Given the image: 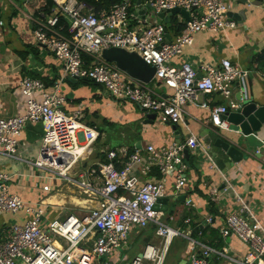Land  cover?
Listing matches in <instances>:
<instances>
[{
  "label": "built area",
  "instance_id": "built-area-1",
  "mask_svg": "<svg viewBox=\"0 0 264 264\" xmlns=\"http://www.w3.org/2000/svg\"><path fill=\"white\" fill-rule=\"evenodd\" d=\"M29 2L30 0H25ZM56 10L44 22L37 23L34 37L63 64L65 75L88 79L101 86L111 96L134 102L145 113L176 124L183 122V107L192 103L209 111L212 126H222L227 112L225 105L209 106L204 95L218 93L227 99L231 108L238 101L230 100L234 82L243 87L247 70L222 58L217 66L200 62L174 64L173 58L184 47L191 46L195 34L203 31L219 32L236 28L237 24L227 13L238 0H121L107 10L83 12L84 3L77 0H53ZM134 6V11L131 7ZM151 9V13L147 8ZM173 8L187 13L180 36L170 39V32L161 21L149 23L145 19ZM148 10V12H147ZM141 11L143 16L136 14ZM66 20L68 34L62 33L57 24ZM122 48L139 55L154 67L153 85L137 80L118 68L114 62L101 57L103 49ZM91 57L88 62L83 54ZM61 79L51 91L34 77L24 76L19 88L27 97L23 114L0 118V157L16 158L18 141L27 124L41 123L43 137L38 156L29 163L50 179L65 180L97 198L98 205L84 215L68 214L42 223L39 208L27 204L18 194L10 191L12 174L0 168V213L24 211L30 215L21 223L15 222L0 229V264H90L102 255L121 249L133 228L144 229L154 225L159 237L158 245L147 244L141 257L135 256L124 264H162L171 240L177 236L189 240L188 264H212L213 254L225 258L229 264H264V226L254 218L245 204L239 212L227 214L220 227L223 238L236 236L248 247L242 258L231 256L226 250H216L192 240L185 232L167 225L163 210L154 206L165 196L161 182L146 180L138 185L133 173L147 176L151 168L165 175L176 173L175 188L185 184L186 161L184 150L201 146L196 136L168 146L155 147L147 144L140 151L128 153L125 149L107 152L106 161L85 168L81 162L92 151L99 133L95 127L83 121L80 107L69 111L67 100L61 92ZM164 86L168 94L157 93L155 88ZM161 90V89H160ZM242 88L240 91L242 92ZM39 93L42 100H37ZM241 93L240 100L246 97ZM258 152V150L256 151ZM122 166L117 168L119 157ZM77 169L80 172L75 173ZM98 176L102 182L92 184L83 176ZM80 177V178H79ZM44 185V190H49ZM187 205L191 199H186ZM190 218H185L188 223ZM211 222V218H206ZM91 246L88 247V241Z\"/></svg>",
  "mask_w": 264,
  "mask_h": 264
},
{
  "label": "crops",
  "instance_id": "crops-1",
  "mask_svg": "<svg viewBox=\"0 0 264 264\" xmlns=\"http://www.w3.org/2000/svg\"><path fill=\"white\" fill-rule=\"evenodd\" d=\"M30 1L0 0V118L20 115L26 111L27 97L18 85L22 77L30 76L41 80L47 91H51L54 84L61 79V92L67 100L66 109L72 111L80 107L84 123L95 127L99 133L91 153L81 162L82 172L85 168L95 166L97 162L106 161L107 152L110 150L119 151L123 148L132 153L140 151L149 143L155 147H162L177 142V137L179 141H185L191 135L196 136L201 146L188 150V163L184 170L186 181L179 190L175 188L174 171L162 175L153 167L147 176L138 170L135 171L133 178L138 185L146 180L164 184L167 208L163 210L162 219L167 225L183 230L192 240L201 244L217 248L216 250H226L231 256L237 258L246 256L247 245L232 234L223 238L220 227L226 215L239 212L242 204L249 210L244 212V216L253 214L260 225L264 226V124L257 131L248 134H244L240 129L230 128L231 122L226 117L222 126H212L208 109L192 103L184 105L183 122L174 124L175 128L157 116L150 119L151 122H146L148 114L134 102L115 98L90 80L78 79L73 83L68 79L70 76L64 74L62 62L34 37L37 23L44 22L54 14L55 3L53 1V5L45 9L41 8L44 0ZM77 1L84 3L83 12H100L111 7L107 9L101 7L102 9L95 11L94 6L82 0ZM147 9L150 10V7ZM244 9L245 18L236 28L195 34L193 44L184 47L172 62L174 64L189 62L193 66L204 62L217 66L220 59L227 58L233 65L248 72L245 78L246 97L242 100L249 99L256 105L264 106V71L258 69L254 61V55L264 49V0H249L245 4L238 1L233 5L232 11ZM131 11H134V6L131 7ZM136 14L143 16L141 11H137ZM173 17L174 23L169 27ZM145 19L149 23L163 22L152 14L147 18V13ZM185 19L186 17L177 13L170 16L168 23L163 22L170 32V39L182 34ZM60 21L61 19L57 27L62 33L68 34V24L66 23L65 29ZM178 24H182L183 29L176 34ZM158 87L161 93L168 94L169 90L164 86ZM240 89L241 86L234 82L230 100L238 101V94L244 92V89L242 92ZM35 96L37 100H42L39 93H35ZM204 98L209 106L225 105L228 110L235 109L230 108L227 99L218 93L206 94ZM106 129L115 135V139L109 144L101 142ZM43 134L41 123L27 124L18 141L16 158L0 157V168L13 175L10 182L13 180L17 184L23 183L18 189L10 191L18 194L27 204L39 208L44 224L48 220L63 218L68 214L84 215L90 208L98 205V201L96 197L93 198V195L75 184L61 180L62 183L55 184L54 188L49 186V190H44L43 186L46 184L43 183L42 191L32 194V185L37 187L41 177L47 178V174L29 163L38 156ZM218 137L230 141L246 157L242 156L240 160L232 161L221 148L214 146L213 143ZM123 159L122 156L119 157L117 168L122 166ZM81 169H77L75 173ZM83 179L89 180L92 184L102 182L98 176L84 175ZM63 183L66 185L62 186ZM68 187L73 191H69ZM62 188L66 191L63 192ZM187 198L191 199L190 205L186 203ZM165 214L169 217L165 218ZM28 217L30 215H26L24 211L15 214L0 213V229L15 222L21 223ZM208 217L211 218V222L206 221V224L196 230V227ZM185 218H190V221L185 223ZM154 230V225L144 229L133 228L121 249L113 250L106 255L105 260L100 256L90 264H119L120 258L122 260L120 264L130 261L132 258L129 259L126 251L131 243L140 241L141 244L135 256H138L147 244L158 245L159 237L155 235ZM214 231L216 236H213ZM188 245L189 240L186 237H174L162 264L165 263L168 254H172L175 264H188L190 253ZM89 246L91 240L88 241ZM210 261L212 264H229L225 258L216 254L211 256Z\"/></svg>",
  "mask_w": 264,
  "mask_h": 264
},
{
  "label": "water",
  "instance_id": "water-1",
  "mask_svg": "<svg viewBox=\"0 0 264 264\" xmlns=\"http://www.w3.org/2000/svg\"><path fill=\"white\" fill-rule=\"evenodd\" d=\"M239 2H242L245 4L249 0H238ZM237 1V2H238ZM137 3L140 2V0L136 1ZM246 9L239 10V11H229L227 15L235 21L236 24H240L244 18ZM181 14L184 17L187 18V13L183 9L179 8H173L168 11L166 15L163 14V12L157 13L156 16L163 20V22L168 23L170 16L174 14ZM101 57L109 62H114L115 65L120 68L122 71L126 72L131 77L140 80L144 83H147L149 85H153V75L155 72V69L153 66L147 64L139 55H137L134 52H128L122 48L118 47H110L108 49H103L101 52ZM73 83L77 82V78L75 77H69L68 78ZM245 84L242 89H244L245 92ZM155 91L157 93H161V90L156 88ZM162 95H165V93H161ZM241 93L238 94V101L239 105L235 109L228 110L226 112V117L229 122H231V127L233 130L240 129L244 134H248L251 131H257L262 124H264V106L263 105H256V103L250 101L249 99L240 100ZM156 115L154 113H149L147 115L146 122H151L150 119H154ZM170 124V123H168ZM173 128H175L174 124H171ZM177 137V136H176ZM177 142H179V137H177ZM214 146H217L221 148L226 155L232 160L237 161L240 160L243 157H246V155L242 154V152L233 144L230 143L228 140H224L221 137H218L214 141ZM184 156L186 163H188V157L189 153L188 150H184ZM167 198L162 197L159 198L157 203L155 204V209H161L166 210L167 205ZM161 204V205H160ZM206 224V220L202 222V224L198 225L196 227V230L200 229L202 225ZM142 252L138 254L139 257H141ZM106 255H102L101 259L105 260Z\"/></svg>",
  "mask_w": 264,
  "mask_h": 264
},
{
  "label": "rangeland",
  "instance_id": "rangeland-1",
  "mask_svg": "<svg viewBox=\"0 0 264 264\" xmlns=\"http://www.w3.org/2000/svg\"><path fill=\"white\" fill-rule=\"evenodd\" d=\"M150 12H151V9L149 10ZM80 80H82V79H80ZM79 84H83V83H79ZM81 121H83V122H85L84 120H83V118H81ZM112 139H115V135L113 136L112 134H110V130L109 129H106L105 130V132H104V134L102 135V139H101V142H103L104 144H109L110 142H111V140ZM95 148V147H94ZM91 156V155H90ZM86 163H88V159H87V161H86ZM44 174H47L46 172L44 173ZM46 177V176H45ZM39 181H40V183L37 185V187L35 186V185H32V189H31V191H32V194H34V192H37V193H40V191H42V186L44 185V184H47V185H49L50 187H53L55 184H60V183H62V181L61 180H58V179H55V180H50V178L48 177V174H47V178H43V177H41L40 179H39ZM56 181H57V183H56ZM58 181H60V182H58ZM9 183V185H10V190H13L14 188H16V189H18V187H19V185H22L23 183H20V182H18V184L17 183H15V182H13V180H12V182H8ZM44 183V184H43ZM64 185H66V183H63L62 184V186H64ZM36 187V188H35ZM54 188V187H53ZM68 190L69 191H73V189L71 188V187H68ZM62 191L63 192H65L66 190H64L63 188H62ZM70 194V193H69ZM74 195V194H73ZM26 196L28 197V198H31V196L30 195H27L26 194ZM169 216H166V214H165V218H168ZM150 226H152V225H149L148 226V228L150 227ZM176 241H178L177 239H176ZM190 245V244H189ZM188 245V246H189ZM141 246V244H140V241H136V242H133V243H131L130 244V246H129V248L127 249V251H126V254H127V256L129 257V259H131V258H133L134 256H135V254L138 252V249H139V247ZM122 262V260H121V258L119 259V264ZM164 264H175V262H174V260H173V257H172V254H168L167 255V257H166V259H165V263Z\"/></svg>",
  "mask_w": 264,
  "mask_h": 264
},
{
  "label": "trees",
  "instance_id": "trees-1",
  "mask_svg": "<svg viewBox=\"0 0 264 264\" xmlns=\"http://www.w3.org/2000/svg\"><path fill=\"white\" fill-rule=\"evenodd\" d=\"M82 1H84L85 3L90 4L91 6H94V8L96 9L95 11H98L99 8H101V7L107 9V8H109L110 6H112V5H114V4L118 3V2H120L121 0H82ZM30 2H31V1H30ZM32 2H33V0H32ZM52 5H53V0H44V1H43V4H42V6H41V8H45V9H47V8H49V7L52 6ZM101 9H102V8H101ZM101 9H100V10H101ZM173 20H174V17L171 18V21H170L169 27H171V26H172V23H174ZM60 23L63 24V25L65 26V29L67 28V24H66L67 22H66V20H64V19L61 18ZM182 29H183V25H182V24H178V25H177V29L175 30V33H176V34L180 33V31H181ZM83 57H84V59H85L86 61H88V62L91 61V57L88 56L87 54L84 53V54H83ZM254 58H255L254 61L256 62L257 68L260 69V70H262V71H264V49H263L261 52L255 54V55H254ZM82 80L84 81V79H82ZM86 80L88 81V79H86ZM153 228H154V227H153ZM193 236H195V232H193ZM213 236H216V231L213 232ZM218 237H219V236H218ZM213 248H214V247H213ZM216 249H217V248H216Z\"/></svg>",
  "mask_w": 264,
  "mask_h": 264
},
{
  "label": "clouds",
  "instance_id": "clouds-1",
  "mask_svg": "<svg viewBox=\"0 0 264 264\" xmlns=\"http://www.w3.org/2000/svg\"><path fill=\"white\" fill-rule=\"evenodd\" d=\"M91 81V80H90ZM94 83V82H93ZM156 89V88H155ZM229 107H230V105H229ZM231 108V107H230ZM227 111H228V108H227ZM224 119H225V117H224Z\"/></svg>",
  "mask_w": 264,
  "mask_h": 264
}]
</instances>
